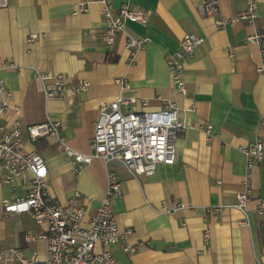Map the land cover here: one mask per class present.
Segmentation results:
<instances>
[{
	"label": "crops",
	"instance_id": "obj_1",
	"mask_svg": "<svg viewBox=\"0 0 264 264\" xmlns=\"http://www.w3.org/2000/svg\"><path fill=\"white\" fill-rule=\"evenodd\" d=\"M105 1L114 15L124 3L145 10L147 24L126 20L110 45L103 37L99 0H8L7 7H0V75L11 92V107L0 124L9 127L18 120L27 127L58 120L67 143L90 153L103 104L136 99L121 103V108L137 112L159 110L164 101H175L185 125L176 140V160L158 164L151 175L133 176L119 161L106 164L102 158L93 159L76 175L73 161L58 148L54 135L37 142L26 137L24 144L45 160L49 194L65 203L79 191L89 215L106 195L108 170L116 172L121 189L113 210L119 228L132 229L130 242L137 247L125 252L120 243L108 246L118 264H264V215L256 210L257 200L264 199V163L250 171L246 212L231 206L247 174L242 147L257 137L264 142V74L257 72L264 52L248 40L264 29V0H257L255 25L228 22L223 28L217 27L216 18L245 10L247 0H218V15L203 12L208 0ZM187 33L203 40L187 59L182 74L187 92L181 94L168 59ZM31 34L37 35L32 42ZM129 37L148 38L133 60L126 47ZM9 63L17 68L9 69ZM38 72L62 73L73 84L86 80L91 85L76 95L65 91L46 99V81L37 77ZM119 78L130 87L122 88ZM15 107L21 111L16 113ZM4 173L0 164V249L16 248L27 257L36 253L33 264H46L47 241L39 237L45 227L27 213L8 215L3 209V200L28 192L31 173L24 172L13 183L3 181ZM177 204L184 207L165 211ZM31 237L35 240L28 241ZM0 264L16 262L0 259Z\"/></svg>",
	"mask_w": 264,
	"mask_h": 264
},
{
	"label": "built area",
	"instance_id": "obj_2",
	"mask_svg": "<svg viewBox=\"0 0 264 264\" xmlns=\"http://www.w3.org/2000/svg\"><path fill=\"white\" fill-rule=\"evenodd\" d=\"M102 3V13L105 22L104 40L113 44L117 35L123 31L126 20L147 24V12L143 9L131 7L128 3L122 4L117 14L111 11V5L105 0ZM8 0H0V7H7ZM83 10L86 3H82ZM203 12L218 15L220 6L218 0H208L203 6ZM257 0H247L245 10L231 16L220 15L216 18L217 27L223 28L228 22H244L255 25L258 22ZM36 34L29 36V41L36 39ZM202 37L187 33L180 40V48L173 57L168 59V66L172 81L181 94H186V83L182 78L188 57L202 43ZM255 42L264 52V29L248 37ZM148 41L146 37H129L126 47L131 54V59L137 51L143 49ZM7 67L16 69L15 63ZM257 72L264 74V58L257 67ZM37 77L46 81L43 93L46 99L59 97L65 91L76 95L88 90L90 82L80 80L73 84L64 74L37 73ZM52 79V82H47ZM122 88H129L128 81L124 78L117 79ZM11 92L6 88L5 80L0 75V120L10 109ZM137 102L136 99H118L108 104H103L95 121L94 133L90 138V153H83L71 147L61 134V121L46 119L36 124L22 127L15 120L9 127L0 124V164L5 173L2 177L5 183H13L24 172L31 173L29 189L23 196L3 200L5 214L27 213L34 221L45 227V232L39 235L47 241L46 264H118L108 246L120 243L125 252H134L136 245L130 242L132 229L121 230L113 210V200L120 193L121 180L116 172L108 170V186L105 197L97 207L95 213L89 215L82 203L84 199L79 191H75L67 202L62 203L49 194L48 167L45 160L36 149H27L25 139L32 142L41 138L54 135L58 148L73 161L74 173L80 174L85 165L95 158L104 159L108 164L114 160L133 176L151 175L160 163L173 164L176 160V140L184 131L185 125L178 118V106L175 101L166 100L159 110H142L137 112L126 111L121 108V103ZM145 104V101H141ZM20 107H15L19 113ZM212 125L208 124L206 132L210 135ZM246 156L247 174L241 183V188L236 192V203L233 207L246 212L247 203L250 201V171L257 165L264 163V142L257 137L253 143L242 147ZM90 202L91 197H87ZM177 204L166 207L165 211L174 213L183 208ZM221 207H213L214 212ZM256 210L259 215H264V199L257 200ZM244 220L242 223H246ZM206 242L209 238L208 228L204 230ZM35 240L31 237L28 241ZM0 259H9L16 264H33L38 260L37 254L27 257L16 248L0 249Z\"/></svg>",
	"mask_w": 264,
	"mask_h": 264
}]
</instances>
